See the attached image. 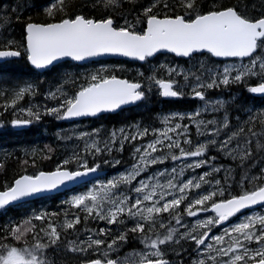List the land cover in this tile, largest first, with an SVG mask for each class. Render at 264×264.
<instances>
[{
    "label": "snow or ice",
    "instance_id": "obj_1",
    "mask_svg": "<svg viewBox=\"0 0 264 264\" xmlns=\"http://www.w3.org/2000/svg\"><path fill=\"white\" fill-rule=\"evenodd\" d=\"M59 2L61 15L58 19H53L55 5L45 7L43 11L50 19L27 22L23 41L13 48L11 45L17 42L8 40L0 49V58L23 56L35 69H45L61 58L82 61L103 55H118L146 61V58L162 51L188 59L207 54L209 58H221L223 62L222 70L219 67L208 69L206 80H202L201 75L185 73L183 69L177 72L175 67L166 65L160 67H167L168 79L155 74L147 77L149 91L155 87L161 97L179 98L185 94L183 88L187 86L189 76L194 75L189 94L203 101L204 106L198 107L195 112L164 115L161 118L164 127L151 129L155 139L134 149V159L136 156L139 158L135 159L130 169L116 177L97 180L85 192L77 193L65 202L84 211L85 221L92 218L123 228L117 235H112L111 228H100L96 235H92L94 230H88L87 239H78V242L68 240L65 250L70 253L92 250L95 258L82 260L81 264H172L165 258V248L173 243L179 245L183 240L192 242L197 253L207 254L211 264H264V215L242 216L239 222L222 227L220 234L210 235L213 228L222 226L241 210L264 204V167H260L255 175L245 172L241 177L240 191L228 192L227 195L221 181L207 179L212 172L221 170L210 166V161L215 160L214 156H207L211 148L231 156L233 160L239 159L243 167L254 155L251 145L256 138L255 147L262 157L259 163L264 164V110L256 115L247 110L249 120H259L261 130L257 133L248 127L249 135L244 136L242 143L241 134L245 132V126L232 129L227 113L221 119L199 118L201 113L219 111L224 105L222 100H207L203 89L237 84L244 85L248 93L264 96V14L258 17L248 15L247 5L242 8L239 2L231 4L223 0H211L207 6L200 0H172L171 3L169 0H151L147 6L137 5L135 0H99L93 7H102L103 13L96 16L79 10L68 12L65 0ZM125 3L131 7L126 8ZM15 11L16 8H13ZM16 18L19 19V16ZM0 20L10 22V17L3 16ZM229 60L233 62L229 63ZM174 76H183L185 84L181 85ZM250 77H257L258 82L248 83ZM85 79L87 83L79 86L73 94L63 93L59 86L56 91L46 93L57 100V105L44 107L43 115H54L57 120L95 117L114 112L124 105L142 102L147 96L140 82L118 78L109 74L106 68L86 74ZM26 94H34L32 84L18 87L5 101V109L15 107ZM6 95V92H0V96ZM19 111L26 113L29 119L13 118L10 121L13 126L28 125L41 119L38 106L36 110L30 107L20 108ZM185 118L190 123L179 122ZM190 126L195 127L198 136L204 137L202 141H196L194 147L189 134ZM130 128L135 130L130 133H125L123 128L118 130L123 137L119 141V150H122L129 135L136 140L150 134L148 127L141 130L139 125H132ZM98 131L93 129L91 134L79 133V137L87 136L91 141L85 143V156L73 154L53 171L22 174L10 183L6 182L0 188V208L33 194L56 189L89 173L99 172L101 165L96 158L115 149L117 130H113L103 144L93 138ZM221 135L223 139H220ZM233 141H236L235 147L232 146ZM87 155L94 157L91 165ZM169 159L181 161L182 167L179 170L176 167L170 171L167 168L157 170L152 175L137 179L151 166L164 164ZM70 163H75L76 168L67 167ZM103 163L108 164L109 160L105 159ZM206 164H209L208 172L199 174L198 178L182 179L185 169L194 170ZM256 166L258 162L253 160L252 167ZM213 184L215 187L202 188V185ZM181 208L187 217H196L201 212L211 214L195 219L189 228L182 223ZM165 213L175 220L176 226L186 230L178 232L176 226H166L163 220ZM48 215L42 210L22 217L19 223L8 220L0 225V264H54L48 258V250L58 247L61 234L50 221L44 224ZM79 219V216L71 220L66 218L63 228L74 229ZM34 221L41 222L39 229ZM165 228V232L159 231ZM129 233L139 239L143 249L133 250L124 257L111 258L109 253L126 244ZM109 235H112L111 239L103 238ZM176 255L180 253L176 252ZM193 264H205V259L201 258Z\"/></svg>",
    "mask_w": 264,
    "mask_h": 264
},
{
    "label": "trees",
    "instance_id": "obj_2",
    "mask_svg": "<svg viewBox=\"0 0 264 264\" xmlns=\"http://www.w3.org/2000/svg\"><path fill=\"white\" fill-rule=\"evenodd\" d=\"M50 1L51 0H0V6L4 4L2 12L0 11V17H10V22L0 20V49L7 44L8 40L17 42L11 45V47L16 48L18 43L23 41L24 25L30 20L32 22L48 21L50 18L47 17L43 9L49 7ZM149 1L151 0H135V3L137 5L143 4L146 6ZM98 2L99 0H65V6L68 12L79 10L86 15L100 16L103 13V8L96 9L93 7V4ZM169 2L171 3L172 0H169ZM223 2L231 4L239 2L242 8L247 5V14L251 16L258 17L264 14V0H223ZM200 3L207 6L211 3V0H200ZM54 5L53 19H58L61 15L59 11L60 2ZM125 7H131V5L125 3ZM13 8H16L15 12H13ZM17 16H19V19L16 18ZM159 60H161V57L156 58L153 63L155 62L157 65ZM165 60L171 61V58H165ZM147 64L149 63L145 65ZM145 65L122 61L92 62L85 66L63 63L51 68L43 74H37L30 69L26 58L23 56L19 57L17 60L0 64V92L7 93L6 96H0V188H2L6 182L10 183L18 175H31L37 171H53L56 169L57 165H61L64 159L71 157L73 154H79L82 157L85 156V144L83 141H80V132L90 134L93 129H98L99 131L96 133V136L102 141L106 133L110 130H118L120 127H129L127 124L133 123L153 126L154 122L157 121L155 115L159 113L165 111L187 113L197 105L196 100L182 101L181 104L178 102H162L158 95H153L150 99L134 109H128L114 116H104L97 120L79 122L76 124L78 126L75 125L76 127H69L71 125L57 120L54 115H43L42 110L44 107H54L57 105V100L48 97L46 93L56 91L59 86L63 93L73 94L79 86L87 83L85 79L86 74L84 75L83 72L91 74L101 68H106L109 74H115L119 78L137 82L141 79L137 68L145 70L144 68H147ZM206 65L208 67H214V65L210 63H206ZM158 72L160 75L161 70L159 69ZM68 73L70 74L67 75ZM254 82L258 81H253L252 83ZM27 84H32L34 86V94H26L17 101L15 107L5 109V101L11 98L12 93L18 89V87ZM229 87L242 90L244 97L249 98L245 96L244 85L230 84ZM145 92L151 94L153 93V88L151 91L146 88ZM208 95L212 98L214 94L212 91H209ZM58 96L59 93H57V97ZM239 99L238 109L250 107L249 104L245 103L243 96ZM254 101L260 104L264 103V99ZM37 105L42 113L39 121H33L23 128H14L13 125H11L10 121L13 118L29 119L26 113L19 111L20 108L27 109L31 107L33 110H36ZM13 113H15V117ZM249 124L253 125V131L257 132L261 129L260 122L256 124L257 127L252 123ZM252 142L253 147H255L256 138H253ZM127 144L128 143L125 142L122 146V150H119L121 149V145L116 143L115 149L110 154L105 152L103 156L96 158V162H99L101 165L100 169L107 170L110 175L125 170L131 163L130 155L132 147ZM65 151V155L62 156ZM58 155L62 157L59 158ZM86 158L90 165L94 162V157L92 155H87ZM260 158L262 157L257 153L252 159L247 160L243 167H241L239 159L233 160L236 166L240 165L236 167L232 176L234 193L240 191V186H238L239 184L237 183L241 181V177L244 175L249 164H251L253 160H259ZM105 159L109 160L108 164L103 163ZM22 161H26V163H22ZM116 161H118V163H116ZM167 161H171V159ZM226 163H229L231 169L234 167V164H232L230 160ZM67 167L75 169L76 165L75 163H70ZM245 186L247 187L248 185ZM75 194H77L76 189L34 200L27 204L18 205L13 207V209H9L3 215L0 214V224L6 222L5 215L18 216L27 209H33L36 213L43 210L49 214L46 216L44 224L47 225L50 221L57 227L61 234L62 246L66 245L68 240H77L78 242V239H87L86 234L88 230H94L92 232L96 234L100 228L109 229L110 226L104 221L92 218L85 221L84 211L79 208H73L71 205L65 203L68 201V195ZM76 216L80 218L79 223L74 225V229L65 230L63 228L65 219L71 220ZM16 222L19 223L20 221ZM34 223L37 229H39L41 222L34 221ZM128 226L130 227V225ZM111 230L112 235H117L119 231L122 230V227L112 225ZM112 235H109V237L112 238ZM29 242L31 243L30 237ZM139 243V239L134 238L132 234L129 233L128 242L126 244H121L118 249L122 252H129L134 249L143 248V245ZM63 252L65 263L77 260V264H81L82 260L95 258L92 250H89L87 253L78 252L76 255L66 250Z\"/></svg>",
    "mask_w": 264,
    "mask_h": 264
},
{
    "label": "rangeland",
    "instance_id": "obj_3",
    "mask_svg": "<svg viewBox=\"0 0 264 264\" xmlns=\"http://www.w3.org/2000/svg\"><path fill=\"white\" fill-rule=\"evenodd\" d=\"M14 1H15V0H14ZM150 2H151V1H149L148 3H150ZM148 3H147V4H148ZM147 4H146V6H147ZM2 14H3V13H2ZM189 63H190V64L184 66V68H185V69H184L185 73H190V74H195V75H201V79H202V80H206V79H207V77H208V69H209V68L216 69L215 66H214V67H208V66L206 65V63H204V61H200V60H196V59L193 60V61H191V62H189ZM192 64H194V65H192ZM201 65H203V68L201 67ZM190 66H191V69H190L191 71H190V70H186V69H188ZM154 67H155V63H152L150 67L145 68V71L142 72V73L140 74L141 79H140L139 81H140V83H142V85H143V87H144L145 90H146V88H148L147 77H148L149 75L154 74L153 71H152V69H153ZM219 68L222 70V68H223V64H222V66H219ZM178 71H180V69H179ZM178 71H177V72H178ZM167 74H168V73H167ZM168 75H169V74H168ZM174 77H176V76H174ZM176 78H177L176 80L179 81V82H180V81H181V82L184 81L183 76H177ZM191 79H193V80L191 81V83H193V82H194V75H190V76H189V81H188V82H190ZM188 82H187V83H188ZM152 88H153V93H151V94L147 93V94H148L149 96H150V95H153V94H158V95H159L157 89H156L155 87H152ZM183 90H184V89H183ZM210 91H212L213 94H216V93H217V92H215L214 90H210ZM239 91H241V90H237L236 92H233V91L228 90L227 87L222 88V89L220 90V96H224L225 93H228L229 96H228V100H226V101L229 102V104L234 102V103H235V108L224 109V107H225V105H226V103H225V99H227V98H224V99L219 98V99H217V100H222V101H224V105H223V107L220 108L219 111H211V110H210V111H208V112H203V113H201V115H200L199 118H200V119H204V120H210V119H213V118L221 119V118L227 113V114L230 116V118H231L232 129H235L237 126H240V125H244V126H245V132H244L243 134H241V138H242V136H244L245 134H249V133H248V129H247V127H252L253 125H251V124H246V125H245V122L250 121V120H249V113H248L247 110L250 109V110H251V114H252V115H256L257 112H259V109H260V108L248 107V108H241V109H238V108H237V105H238L240 99H239L238 101H237V99H238L239 95L241 94ZM205 97H206L207 100L212 101V98H210L208 94L205 95ZM217 100H213V101H217ZM196 103H197V105L195 106L196 108L194 107V108H192V109L189 110V111L195 112L196 109H197L198 107H201V108H202V107L204 106V102H203V101L196 100ZM166 114H168V113H167V112L162 113V114L159 116V119H160V120H159L158 122H156V125H154V126H146V125H143V124H141V125L139 126V127L141 128V130H142L144 127H148V128H149V130H150V134H149L148 136L141 137V138H138V139H136V140H132V139H131V135L128 136V140H127L126 142L128 143L127 145H129V146L132 147V150H131V155H130V161H131V163L129 164V166H128L127 168L130 169L131 166L135 163V159H138V158H139L138 156H136L135 159H134V149H135L137 146H139V145H146V144L148 143L149 140L155 139V136L151 134V129H152V128H160V129H162V128L164 127L163 123L161 122V118H162L164 115H166ZM202 115H203V117H202ZM238 117H239V119H237ZM179 122H180V123H185V124L190 123V122L188 121L187 118H185L183 121H179ZM256 124H257V123H256ZM256 124H255V125H256ZM123 129H124L125 133H130V132H132V131L135 130V129H132V128H129V127H124ZM112 131H113V130H110V131L105 135V137H104V139H103L102 141L99 140V139L97 138L96 134H94V138L97 139L98 141H100L101 144H103L105 140H107V139L110 138V133H112ZM90 134H91V133H90ZM189 134H190L191 139H192V141H193V147H194L196 141H202V140L204 139L203 136H198V135H197V133H196V129H195L194 126H190V132H189ZM170 135H171V134H170ZM121 139H123V137H121V136L119 135V131L117 130V142H116V143H118V144L120 145L119 141H120ZM220 139H223V135H221ZM82 140H83V138L80 137V141H82ZM90 142H91V141H90ZM90 142H89V143H90ZM240 142H241V141H240ZM123 145H124V144H123ZM235 145H236V141H233V145H232V146L235 147ZM185 147H188V145H185ZM65 153H66V151L63 153V155H62V153H61V155L64 156ZM213 153H214V154H213ZM215 154H216V155H215ZM221 154H222V153L217 152L215 148H211V149L207 152V156H214V157H215V160L210 161V166L213 167V168H215V167H219V168H221V170H222L221 177H220L218 180L221 181V186L225 189V194L227 195V193L230 192V189H231V187H232V185H229V184H228V183L231 182L232 178L229 179V180H225V177L228 176L229 172H230L232 169H231L229 163H226V164H225V165H226L225 167H220V166L216 165V162L220 159V155H221ZM62 156H60V157H62ZM58 157H59V155H58ZM60 157H59V158H60ZM229 157H231V156H229ZM172 167H176V168L179 170V168L182 167V162L178 160V161L175 162V164L170 163V164L166 165V163H164V164H160V166H158V165H157V166H156V165H153V166H151L152 169H151V168L147 169L145 172L141 173V176L138 177L137 179L145 178V177H147L148 175H152V174H154L157 170H163V169H165V168H167V169L170 171ZM207 168H208V171H209V164H206V165L202 166L201 168L194 169V170H193V169H185L184 176L182 177V179H187V178H190V177H192V176H196V177H197V176H199V174H201V173H203V172H207V170H205V169H207ZM245 172H248V173H250L251 175H255V174L259 173V169H253V168H250V166H248V168L246 169ZM217 175H219V173H217V172H212V173L207 177V179L209 180V177L212 178V176H217ZM197 178H198V177H197ZM106 179H108V178L106 177V178L103 179V180H106ZM95 183H96V182H94L93 184H95ZM133 184H135V181L133 182ZM202 186H203V185H202ZM204 186H208L206 189H208V188H210V187H215V185H212V186L204 185ZM238 186H240V183H239ZM91 187H92V186H91ZM122 190H123V188H122ZM231 191H232V190H231ZM181 214H182V216H183L182 223H183L184 225L187 224L186 226L189 227V228L191 227L192 222H193L195 219H198V218H199V219H203V218H205V213H204V212L198 213L196 217H187V215L183 213L182 208H181ZM206 215H208V214L206 213ZM246 215H264V213H263V211H261V210H257L256 212H251V213H249V214H245V216H246ZM165 217H167V215H166ZM241 217H242V216H241ZM241 217H239L238 219H236L235 222H229V223H227V224H226V222H224L222 226H216V228L219 229V230L221 231V230H222V227L226 228V227H229L230 224H233V223H237V222H239V220H240ZM233 219H234V218H233ZM233 219H230L229 221H231V220H233ZM163 220H164L166 226L169 225V224H171L172 226H176V225H175V220L172 219V218H170V217H168V218H163ZM227 222H228V221H227ZM157 227H158V225H157ZM176 227H177V229H178V232H184V231L186 230L185 227H178V226H176ZM213 229H214V228H213ZM159 231H160L161 233H163V232L166 231V228H165V229H160ZM82 236H84V235H82ZM181 242H182L183 244H185V243H187L188 241H183V240H181ZM209 242H211V241H209ZM115 251H116V250H114V253H113L114 258H115V257H124V256H125V253H121V254L118 255V252H117V251L115 252ZM69 253H70V252H69ZM72 254H73V255H76L77 253H72ZM202 258L205 259V264H211V262L207 260V254L203 253V257H202ZM199 259H200V253H198L197 258H196V261L198 262Z\"/></svg>",
    "mask_w": 264,
    "mask_h": 264
},
{
    "label": "water",
    "instance_id": "obj_4",
    "mask_svg": "<svg viewBox=\"0 0 264 264\" xmlns=\"http://www.w3.org/2000/svg\"><path fill=\"white\" fill-rule=\"evenodd\" d=\"M158 54H171V53H166V52H160V53H157V54H154L153 57H155L156 55ZM171 55H174V54H171ZM175 56V55H174ZM153 57H149L148 59H152ZM17 57H14V58H0V62H5V61H9V60H12V59H15ZM107 59H114V60H126V61H135V62H143V61H139V60H135L133 58H127V57H122V56H118V55H103V56H98V57H92V58H86L85 60H82V61H73L71 60V58H61L59 61H56L53 63V65L57 64L58 62L60 61H63V60H71L75 63H82V62H87V61H98V60H107ZM215 59H219V60H222L221 58H215ZM53 65H50L48 66L47 68L45 69H35L33 66L32 69L35 70V71H38V72H44L45 70L49 69L51 66ZM256 96H260L259 94H255ZM138 103V102H137ZM136 103V104H137ZM136 104H132V105H124V106H121L120 109L122 108H127V107H131V106H134ZM120 109H117L115 110L114 112H107V113H101V114H97V116L99 115H103V114H114V113H117L118 111H120ZM95 116V117H97ZM95 117H78V118H71V119H68V120H64L62 119L63 121H66V122H73V121H76V120H83V119H87V118H95ZM103 173H89L88 175L86 176H83V177H80V178H77L76 180L74 181H69V182H65L64 184L58 186L56 189H53V190H50V191H43V192H39V193H36V194H33L31 196H28V197H25V198H22L20 201H17V202H12L10 205H14V204H17V203H21V202H28V201H32V200H36V199H39V198H42V197H45V196H49V195H54V194H57V193H60L61 191H64L66 189H70V188H73L79 184H82V183H86V182H89V181H92L94 180L96 177H99V176H102ZM10 205H7V206H10ZM259 205H262V204H257V205H253V206H250L249 208H253V207H256V206H259ZM5 206V207H7ZM4 208V207H3Z\"/></svg>",
    "mask_w": 264,
    "mask_h": 264
},
{
    "label": "flooded vegetation",
    "instance_id": "obj_5",
    "mask_svg": "<svg viewBox=\"0 0 264 264\" xmlns=\"http://www.w3.org/2000/svg\"><path fill=\"white\" fill-rule=\"evenodd\" d=\"M9 217H6L5 218V221H8ZM106 240L109 239V236H106ZM143 248H139V249H136L137 251L141 250ZM63 248L61 246V240L59 242V245L57 248H52V249H49L48 250V258L52 261H54V264H73V261H69L68 263H65L64 262V252H63ZM118 252V255L121 254V253H129V252H122L121 250L117 251ZM176 252H179L180 254H185V257L184 259H180L179 262H174L173 260L171 259H168L170 261H172V264H180L182 261H184L185 263H192L194 261H196V258H197V251H196V246L188 241L187 243L183 244L181 241H180V245H179V248ZM110 255V253H109ZM168 256H169V253H168ZM114 257V256H113ZM167 259V258H166ZM74 261H77V260H74Z\"/></svg>",
    "mask_w": 264,
    "mask_h": 264
},
{
    "label": "bare ground",
    "instance_id": "obj_6",
    "mask_svg": "<svg viewBox=\"0 0 264 264\" xmlns=\"http://www.w3.org/2000/svg\"><path fill=\"white\" fill-rule=\"evenodd\" d=\"M2 76V75H1ZM1 86V85H0ZM7 98V97H6ZM37 101V100H36ZM38 102V101H37ZM30 103V102H29ZM22 105V104H21ZM27 105V104H26ZM25 105V106H26ZM41 105V104H40ZM38 106V105H37ZM29 107V106H28ZM7 113V112H6ZM0 116H1V114H0ZM5 141V140H4ZM6 143V142H5ZM6 147V146H5ZM5 152V151H4ZM10 156V155H9ZM4 157V156H3ZM7 160V159H6ZM140 244V243H139ZM135 250V249H134ZM115 258H117V257H115Z\"/></svg>",
    "mask_w": 264,
    "mask_h": 264
}]
</instances>
